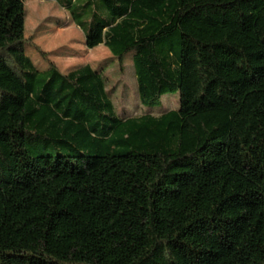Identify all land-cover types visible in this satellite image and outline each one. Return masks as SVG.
<instances>
[{
  "label": "trees",
  "instance_id": "trees-1",
  "mask_svg": "<svg viewBox=\"0 0 264 264\" xmlns=\"http://www.w3.org/2000/svg\"><path fill=\"white\" fill-rule=\"evenodd\" d=\"M24 1L0 0V264H264V0H55L132 54L139 101L179 94L127 117L102 72L35 67Z\"/></svg>",
  "mask_w": 264,
  "mask_h": 264
},
{
  "label": "rangeland",
  "instance_id": "rangeland-1",
  "mask_svg": "<svg viewBox=\"0 0 264 264\" xmlns=\"http://www.w3.org/2000/svg\"><path fill=\"white\" fill-rule=\"evenodd\" d=\"M85 0H75L78 5ZM24 37L29 42L25 53L31 58L38 70H45L49 62L66 73L70 70L89 65L93 70L102 72L113 88L111 96L115 110L121 116H134L142 113L159 115L168 110L178 109L179 94H164L153 105L139 101L132 68V54H126L122 66L106 47L98 45L88 49L84 45V34L71 19L68 11L55 0H25ZM84 20L90 13H84ZM45 53V56L41 52ZM133 53V52H132Z\"/></svg>",
  "mask_w": 264,
  "mask_h": 264
}]
</instances>
